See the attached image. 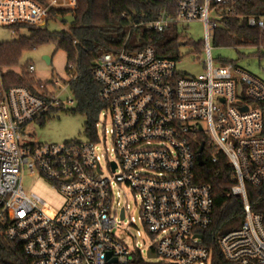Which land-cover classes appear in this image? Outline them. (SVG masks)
<instances>
[{
    "label": "built area",
    "instance_id": "built-area-1",
    "mask_svg": "<svg viewBox=\"0 0 264 264\" xmlns=\"http://www.w3.org/2000/svg\"><path fill=\"white\" fill-rule=\"evenodd\" d=\"M155 1L162 8L147 29L203 22L205 70L182 75L177 60L150 45L130 50L125 42L101 54L93 76L105 107L95 137L47 143L26 134L27 125L61 106L55 88L70 86L75 76L56 77L52 86L37 79L33 90L6 84L12 69L0 64V223L7 239L22 243L30 264H134L138 254L159 264H212L205 229L214 221L213 190L196 172L202 144V154L213 152L204 162H216L219 151L227 157L231 194L244 201V221L216 236L218 247L228 264H264V212L253 211L247 195L248 185H264V80L235 61L215 65L211 52L216 29L240 16L241 0ZM50 7L48 0H0V26L19 33L44 27ZM245 20L264 40V15ZM35 69L29 62L13 70ZM100 127L103 140L111 135L110 150L99 145ZM26 171L50 180L66 204L48 214L52 206L22 185ZM128 195L139 201L152 238L146 257L114 234L129 217Z\"/></svg>",
    "mask_w": 264,
    "mask_h": 264
},
{
    "label": "trees",
    "instance_id": "trees-1",
    "mask_svg": "<svg viewBox=\"0 0 264 264\" xmlns=\"http://www.w3.org/2000/svg\"><path fill=\"white\" fill-rule=\"evenodd\" d=\"M44 3L46 0H42ZM162 4L155 0H77L74 8L50 7L49 17H59L73 14L76 22L63 31H50L44 27L29 26V36L20 35L11 42L0 44V64L13 67L22 55L38 45L53 43L57 50L67 53V73H72L70 89L76 102L75 111L86 117L85 132L95 137L96 123L105 102L100 98V84L95 81L93 70L97 58L109 51L122 49L126 42L128 49H141L153 46L162 58L177 60L180 37L167 38V30L158 32L147 29L145 23L156 19L160 14ZM238 17H233L228 23L216 29L213 37L214 44L221 46L262 45L264 40L258 28L247 26L245 16L249 14L264 15V0H241ZM142 22V24H141ZM141 32L142 36L137 44L130 43L125 28ZM250 39V43L243 41ZM8 85L18 84L31 87L41 83L34 73H22L10 70L5 76ZM213 152L205 149L202 156L206 158ZM216 162L205 159V164L197 165L198 181L212 186L214 197V221L205 229L208 245L213 248L212 264H228L221 248L218 247L216 236L240 225L245 219L244 201L239 196L231 194L233 185L232 165L223 152L215 154ZM247 195L253 211L264 212V185L247 186ZM5 225L0 223V264H30V259L19 241L7 239L4 235ZM134 264H159L148 261L138 254Z\"/></svg>",
    "mask_w": 264,
    "mask_h": 264
},
{
    "label": "rangeland",
    "instance_id": "rangeland-1",
    "mask_svg": "<svg viewBox=\"0 0 264 264\" xmlns=\"http://www.w3.org/2000/svg\"><path fill=\"white\" fill-rule=\"evenodd\" d=\"M55 8H74L77 0H48ZM69 26L68 23L61 22L58 17H49L44 28L50 31H63ZM130 43L137 44L141 39V32L133 31L131 28H125ZM29 29H24L19 32H11L9 27L0 26V43L11 42L19 38L20 35L29 36ZM167 38L180 37L178 48V70L183 75L195 76L205 70L204 62V43H205V28L203 22H181L173 24L167 30ZM212 44V56L216 61L215 65L221 61H235L238 66L248 72H252L257 77L264 80V46L263 45H238L233 47L221 46ZM50 56L51 61L47 62L44 56ZM32 62L36 66L34 76L36 79L50 83L53 85V80L60 77L62 81L68 80L67 53L65 50H57L53 43L38 45L35 49H30L25 52L20 58L16 66L10 67L12 70H20ZM55 88V87H54ZM56 94L61 99V106L51 108L48 112L39 119L32 121L25 128V133L32 135L40 142H57L65 141H82L89 138L85 132L86 117L76 112V102L70 86L63 83L62 86H56ZM110 119L106 121V127H110ZM101 137L100 147L104 150L113 145L111 135L108 134L103 140L102 127L99 128ZM22 185L27 193L35 192L48 205L52 206L46 209L48 214H53L59 211L66 204V197L61 191L51 184L50 180L37 175H30L26 171ZM127 201L130 205L128 210V218L118 223L117 228H114V234L123 240L131 249H141L147 253V248L152 243L150 234L146 231L144 224L140 219L139 201L132 195H128ZM132 218L134 220L132 221Z\"/></svg>",
    "mask_w": 264,
    "mask_h": 264
},
{
    "label": "water",
    "instance_id": "water-1",
    "mask_svg": "<svg viewBox=\"0 0 264 264\" xmlns=\"http://www.w3.org/2000/svg\"><path fill=\"white\" fill-rule=\"evenodd\" d=\"M58 19L62 22H65V23H68L69 25H73L75 24L76 22V18L73 14H67V15H62V16H59ZM44 59L47 61V62H50L51 59H50V56L46 55L44 56ZM244 109H246V107H244ZM201 148L199 149V153H198V157H197V161H198V164L200 166L204 165V159L202 157V151L204 149V146L203 144L200 146ZM148 257L149 258H153V257H156V254L152 253L151 251H149L148 253Z\"/></svg>",
    "mask_w": 264,
    "mask_h": 264
}]
</instances>
